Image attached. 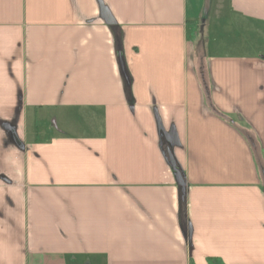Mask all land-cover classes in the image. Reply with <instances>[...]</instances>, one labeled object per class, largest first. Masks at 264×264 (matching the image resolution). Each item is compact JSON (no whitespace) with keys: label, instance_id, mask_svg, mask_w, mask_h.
I'll return each instance as SVG.
<instances>
[{"label":"crops","instance_id":"0c3cea01","mask_svg":"<svg viewBox=\"0 0 264 264\" xmlns=\"http://www.w3.org/2000/svg\"><path fill=\"white\" fill-rule=\"evenodd\" d=\"M263 169L264 0H0V264H264Z\"/></svg>","mask_w":264,"mask_h":264},{"label":"water","instance_id":"95a60500","mask_svg":"<svg viewBox=\"0 0 264 264\" xmlns=\"http://www.w3.org/2000/svg\"><path fill=\"white\" fill-rule=\"evenodd\" d=\"M120 64H121V69H122V73L124 75V79L128 85V88L130 90L131 84H130V80L129 77L125 71L124 68V62L123 59L121 58L120 60ZM157 123H158V129L160 132H162L163 136L166 138L168 145L166 147L167 150V154H168V159L169 162L172 166L173 171L175 172V176L177 179V183L180 187V192H181V202L183 205H185L186 203V198H187V183L185 181V178L181 172V170L178 168V165L176 163V159L174 157V149L176 147H178L179 145V139L177 137L176 131L172 130V131H165V129L162 126V123L160 121L159 118H157Z\"/></svg>","mask_w":264,"mask_h":264},{"label":"rangeland","instance_id":"374dc122","mask_svg":"<svg viewBox=\"0 0 264 264\" xmlns=\"http://www.w3.org/2000/svg\"><path fill=\"white\" fill-rule=\"evenodd\" d=\"M189 36H190V39H193L194 38V29H192V28L190 29Z\"/></svg>","mask_w":264,"mask_h":264},{"label":"trees","instance_id":"16d2710c","mask_svg":"<svg viewBox=\"0 0 264 264\" xmlns=\"http://www.w3.org/2000/svg\"><path fill=\"white\" fill-rule=\"evenodd\" d=\"M253 139V138H252ZM255 145V144H254ZM256 157H257V159L259 160V161H262V157H261V155H260V153L258 154L257 152H256V155H255ZM263 176H264V169H263Z\"/></svg>","mask_w":264,"mask_h":264}]
</instances>
